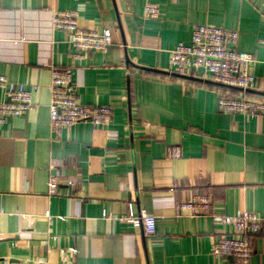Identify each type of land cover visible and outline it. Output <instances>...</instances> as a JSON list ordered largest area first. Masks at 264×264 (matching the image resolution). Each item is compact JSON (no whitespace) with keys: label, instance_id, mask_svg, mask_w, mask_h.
Listing matches in <instances>:
<instances>
[{"label":"crops","instance_id":"1","mask_svg":"<svg viewBox=\"0 0 264 264\" xmlns=\"http://www.w3.org/2000/svg\"><path fill=\"white\" fill-rule=\"evenodd\" d=\"M148 2L159 5V18H145ZM261 4L0 0V75L39 86L34 108L0 131V264H264V225L252 239L253 257L242 263L212 254L231 227L176 210L178 202L209 194L220 215L250 211L264 219V116L218 111L222 96L264 101ZM76 9L83 29H111L107 51L78 60L69 34L53 29L55 12ZM196 25L239 32L238 50L256 61L250 91L210 75L169 72L170 52L191 43ZM53 68L71 69L78 102L112 107V121L53 133ZM173 148L180 157L170 156ZM51 167L59 181L55 196ZM131 203L157 218L155 235L123 220Z\"/></svg>","mask_w":264,"mask_h":264},{"label":"built area","instance_id":"2","mask_svg":"<svg viewBox=\"0 0 264 264\" xmlns=\"http://www.w3.org/2000/svg\"><path fill=\"white\" fill-rule=\"evenodd\" d=\"M264 14V0L260 7ZM81 9L57 11L52 17L54 30L69 34V44L78 51L75 57L82 60L87 52L107 51L113 45L111 29L99 32L83 29L79 26ZM161 15L158 4L148 2L144 9L146 19H157ZM239 32L210 25H196L193 28L190 44L178 43L170 52L169 72L186 76L189 74L210 75L216 83L231 89H238L246 94L255 84L253 73L255 59L249 53L239 51ZM0 89L5 99L0 101V131L6 121L23 117L34 108L33 95L39 89L34 85L28 89L0 75ZM50 127L53 133L69 129L81 123L93 127L109 124L114 116L110 106L82 105L78 102L73 83V71L53 68L50 85ZM218 111L228 115L264 116V101H256L245 96L225 97L218 101ZM170 156H181L180 148H173ZM50 168L49 196L58 194L59 181ZM69 186L73 180L67 182ZM181 217H208L215 225L231 227L233 230L218 237L213 244L215 257H231L242 263H248L254 255L253 237L258 235L264 225V219L258 214L246 211L241 215L225 216L214 211V203L209 194L193 196L190 200L176 204ZM50 218V213H45ZM123 220L142 229L146 236H153L157 231V218L142 209L136 211L129 205L128 215ZM2 234L0 233V239ZM75 254V251H73Z\"/></svg>","mask_w":264,"mask_h":264}]
</instances>
